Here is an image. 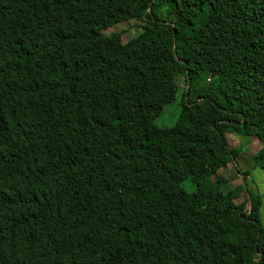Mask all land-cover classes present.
Listing matches in <instances>:
<instances>
[{"label":"trees","instance_id":"obj_1","mask_svg":"<svg viewBox=\"0 0 264 264\" xmlns=\"http://www.w3.org/2000/svg\"><path fill=\"white\" fill-rule=\"evenodd\" d=\"M227 133L264 170V0H0V264H264Z\"/></svg>","mask_w":264,"mask_h":264},{"label":"rangeland","instance_id":"obj_2","mask_svg":"<svg viewBox=\"0 0 264 264\" xmlns=\"http://www.w3.org/2000/svg\"><path fill=\"white\" fill-rule=\"evenodd\" d=\"M103 33L105 35L121 33L122 36H117L108 42H94L93 47L97 50H113L119 48L124 43L137 42L146 36V32L141 28V24L134 21L119 23ZM171 48V40H167L162 43L158 49L161 53H166L170 52ZM180 103L181 91L178 93L176 100L168 104L163 112L155 119V124L162 128H169L175 125L180 112ZM227 139L230 147L237 152L235 160L220 169L213 180L219 177L225 180V182L220 185L223 192H228L240 185H243L244 188L245 185H248L251 192L260 194L263 201L261 208V223L264 226V170L256 167L254 160V155L260 150L262 145L256 138L242 136L237 133H227ZM246 171L250 174L245 182L242 172ZM184 188L192 192L194 186L190 181H186L184 183ZM242 194H246L247 196L246 188L245 192ZM236 203L243 207L245 206L246 209L251 208L248 196L247 199L241 196Z\"/></svg>","mask_w":264,"mask_h":264},{"label":"water","instance_id":"obj_3","mask_svg":"<svg viewBox=\"0 0 264 264\" xmlns=\"http://www.w3.org/2000/svg\"><path fill=\"white\" fill-rule=\"evenodd\" d=\"M174 52H175V54H176V49H174ZM245 188H246V192H247V196H248L249 204H251V203H250V199H249V195H248V191H247V186H246V185H245Z\"/></svg>","mask_w":264,"mask_h":264}]
</instances>
